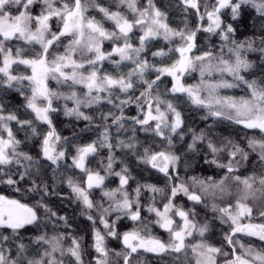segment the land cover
<instances>
[{
	"label": "snow or ice",
	"instance_id": "6c2138e0",
	"mask_svg": "<svg viewBox=\"0 0 264 264\" xmlns=\"http://www.w3.org/2000/svg\"><path fill=\"white\" fill-rule=\"evenodd\" d=\"M173 2L182 17L176 26L155 0H0V93L18 92L30 114L21 117L0 97V185L38 197L29 206L0 195V264H141V253L175 264H264V243L241 241L264 242V78L244 75L256 64L250 54L264 65V0ZM249 17L259 23L239 39ZM201 33L217 42L202 47ZM193 73L199 81L189 84ZM164 77L170 87L161 91ZM241 86L238 99L219 93ZM180 103L212 124L185 131ZM132 106L135 115H126ZM60 112L86 122L82 131L96 139L62 136L53 115ZM222 121L246 130V143L216 138L213 124ZM36 140L33 155L25 149ZM252 154L262 170L241 172ZM201 162L220 171L189 174ZM61 184L90 222V244L49 206L48 197L64 199ZM181 196L191 206L177 204ZM197 205L224 226L221 246L208 241V217L197 220ZM150 224L168 240L151 235ZM30 227L31 238L23 231Z\"/></svg>",
	"mask_w": 264,
	"mask_h": 264
},
{
	"label": "trees",
	"instance_id": "16d2710c",
	"mask_svg": "<svg viewBox=\"0 0 264 264\" xmlns=\"http://www.w3.org/2000/svg\"><path fill=\"white\" fill-rule=\"evenodd\" d=\"M100 3H103L105 6H108L111 4V0H99ZM157 5L161 8L163 11H167L169 15L170 22L172 26H176L180 24L182 17L177 10L176 4L173 2V0H155ZM91 15H95L97 19L101 18V15L95 10L90 11ZM253 23H259L258 21L254 20L253 18L249 17L247 18V24L248 28L245 29L241 27L239 29L240 35L239 39H244L243 33L247 32L248 34H251L253 31L251 25ZM105 26L111 28L112 25L109 22H105ZM205 35L204 33L199 34V43L202 47H207L209 43H215L217 41H206L205 40ZM161 44L163 43L162 41L160 42ZM104 47L106 49L110 50V44L109 42H105ZM155 50V49H153ZM149 59H152V57L148 56ZM250 58L256 61L255 66L251 70L252 74L245 73L244 75L249 78V79H256L260 80L264 78V65H261L260 62L257 60L255 54H250ZM105 70H111L112 65L108 64L107 62L104 63L103 65ZM30 74V72H29ZM195 77V79H193ZM164 83L161 84V91H163L164 88L170 87V78L169 77H164ZM228 79H231L230 77ZM185 81L189 84L192 83H197L199 81V74L198 73H193L192 76H188L185 78ZM27 84V82H25ZM49 86L55 89L57 87L56 83L54 81H49ZM63 90V89H61ZM25 91L28 92L29 89L26 87ZM220 94L222 96H232L234 98H240L245 95V91L243 90L242 86L238 88H232V89H220L219 90ZM0 97H3L4 103L8 105V107L12 110H17L19 109V115L21 117H24L25 115H30L27 114L22 105L24 103L23 98L20 96V94L16 91H9L7 93H0ZM175 102V101H174ZM63 103V102H60ZM180 109L182 110L184 117H185V123H186V129L187 128H192L195 129L197 132L205 128L207 124H212L211 119L208 121H204L201 119V113L203 110H198L192 108L190 105H186L184 103H180L178 105ZM85 111L91 112V110L86 109ZM136 113V108L135 106H132L129 109H126V115L132 116L135 115ZM98 115V113H95ZM56 119L54 120V124L57 127L58 132L65 137H68L70 140H72L75 144H87L91 142V140L96 139V133L95 132H88V131H82V129L85 127L86 122L84 121H77L75 118H69L65 117L62 112L53 114ZM130 123V122H129ZM41 130H46L47 126L46 125H40L39 126ZM131 129H129V132ZM245 131L240 126L231 124L228 121H222L220 123L213 124V132L212 134L219 139H223L225 137L231 138L234 141L238 140L241 144H245L246 141L244 139L245 136ZM113 134L115 135V131L113 130ZM190 135L189 133L186 136V139L190 140ZM24 133H20L19 137L23 138ZM145 134L143 132L138 133V138L142 141L144 139ZM36 144H38V140L29 143L27 145V148L25 150H31L32 154L35 155L38 152V148L36 147ZM73 150L74 149H71ZM119 155V153H118ZM199 159V158H197ZM129 167L131 168L133 175H136L138 172V169L136 167V160L135 157H129ZM257 158L255 154H252L250 156V163L245 164L241 168V172L246 173V174H251L253 170L255 171H261L262 169L256 168L257 164ZM67 163H71L70 159L67 161ZM219 169H215L214 166H209L205 165L202 162L194 164V167L189 169V174L191 175H197L201 177H205L207 175H211L213 172H219ZM141 175H145L146 179H150L153 182H155L156 178L155 177H147L146 174L141 173ZM185 173L183 168H181V176L184 177ZM219 178V177H217ZM49 179H51V173L49 172ZM159 186L163 187V180L161 179L159 181ZM58 190L63 194L64 199L61 200L59 197H48L46 198L49 202V206L53 208L54 210H57L60 215H65L69 218V222L72 225V227L69 229L71 232L78 233L80 236L83 237L85 244H90L91 242V225L90 222L87 221L83 216L80 215V209L78 205L73 202L71 199V193L69 189L61 184L58 186ZM0 195L6 196L11 199H17L21 203L27 204L29 206H33L35 203V200L38 199V197H35L33 194H24L22 192H16L13 191L11 188H9L7 185H0ZM177 204H182V205H187L191 206V202L187 201L186 198L183 196L177 198L176 201ZM198 215H197V220L199 222H204L205 220V215L207 214L208 221L210 224V231L206 234L208 241L210 243L215 244L216 246H221V242L223 240V235H222V229H224L223 225H220L218 221H213L212 220V213L207 212V210L202 206V205H197L196 206ZM257 221V220H256ZM125 226L127 228H130L132 226L131 221H126L124 222ZM52 225H48V232L49 235L52 234ZM151 229V235L161 238L165 241L168 240V233L165 232L164 230L160 229L154 224L149 225ZM63 231V229H60ZM125 230V227L121 228V231ZM26 233V236L31 238L34 236L36 233V229L34 227H30L28 229L23 230ZM241 241L243 243H251L254 246H259L261 245V242L258 239H255L253 237H241ZM110 246L114 248H119L120 246L116 241H110ZM225 248H227L226 245H224ZM141 264H175V261L173 260L172 256H164V257H159L155 256L152 253H141Z\"/></svg>",
	"mask_w": 264,
	"mask_h": 264
},
{
	"label": "rangeland",
	"instance_id": "374dc122",
	"mask_svg": "<svg viewBox=\"0 0 264 264\" xmlns=\"http://www.w3.org/2000/svg\"><path fill=\"white\" fill-rule=\"evenodd\" d=\"M220 93V92H219ZM221 95V94H220ZM222 96V95H221ZM177 219H179V218H177ZM253 222H261V221H259L258 219H257V221L256 220H254ZM253 238H255V237H253ZM256 239V238H255Z\"/></svg>",
	"mask_w": 264,
	"mask_h": 264
}]
</instances>
